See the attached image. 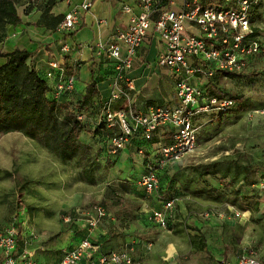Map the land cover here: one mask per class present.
Here are the masks:
<instances>
[{"label": "crops", "instance_id": "0c3cea01", "mask_svg": "<svg viewBox=\"0 0 264 264\" xmlns=\"http://www.w3.org/2000/svg\"><path fill=\"white\" fill-rule=\"evenodd\" d=\"M82 2L83 0H64L57 4L52 13L65 15ZM135 4V0H97L91 11H80L81 23L73 34H60V39L56 41L51 36L55 31L41 27L36 29L39 30L36 35L30 36V41L20 37L21 40L16 42L14 49L20 47L31 52L37 51L35 66L41 74L46 75L51 71L50 63L56 61L68 76H75L73 98L84 96L87 87L96 81L103 103L110 101L115 90L116 72L114 61L101 47L113 43L116 32L128 25L130 15L125 13L123 6L130 5L137 12ZM37 15H40L38 18L42 16L40 13ZM22 18L24 24L16 28L17 31H23L27 27L26 23L31 21L28 20V15H22ZM102 20L105 23H101ZM32 41L36 43L33 44ZM40 43L51 45V49H40ZM64 45L69 46L68 53L63 52ZM162 51L161 43L151 32L138 51L132 69L127 73L131 88L127 89V83L119 82L126 94L111 102L113 110L131 108L135 112H147L150 108H171L177 104L172 72L157 63ZM4 63L5 59H0V65ZM67 68L71 70V74ZM55 81L56 78L49 80V83L53 85ZM190 81L207 86L206 80L192 78ZM85 119L87 128L89 126L92 132L87 135V143L90 142L96 150H100L99 164L107 167L111 163V168L107 167V182L94 196V202H90L87 197L74 208L70 206L72 210L63 217L64 231L58 238L45 248L38 247L41 240L37 244L34 241L31 243L30 249L36 253L39 263H59L69 249L77 247L84 239H90L103 254L132 248L133 264H216L221 260L234 264L240 255L248 253L249 250L243 248L245 241H242L248 238L246 232L250 225H247V217L244 221L233 217L231 208L240 210L238 207L228 203L226 198L220 207L224 210L228 208L232 215L223 219V215L218 218L214 214H206L215 206L213 202L216 201V192L204 187L199 180L203 170L196 176L194 168L208 165L213 173L216 170L213 168L214 163L190 165L187 158L177 168H171L168 172L160 170V187L156 193L147 194L138 186V178L148 171L149 157L157 153L158 149L170 145L173 135L171 126L159 129L154 134L155 141L152 144L147 145L139 135L132 138L124 150L114 153L111 143L114 132L111 131L110 140L106 135L95 137L93 132L99 125V117ZM200 119L201 116L197 117L196 122ZM197 127L200 130L201 127ZM99 141L100 144H97ZM227 166L229 183H237L232 188L230 201L238 199L244 206L259 203L260 211L255 214L249 212V216L251 219L263 217L264 199L258 184L264 168L261 165L259 169L256 166L250 168L251 164L237 163L233 158L229 159ZM172 199L176 201L174 218L169 222L168 230L157 228L150 221L152 212L161 210ZM93 204L105 207L108 216L95 230L90 231L85 220L79 219L77 212L87 210ZM236 234L239 245L233 242ZM257 253L264 258V249L257 250ZM81 264H89L88 258H84Z\"/></svg>", "mask_w": 264, "mask_h": 264}, {"label": "built area", "instance_id": "2783aa9c", "mask_svg": "<svg viewBox=\"0 0 264 264\" xmlns=\"http://www.w3.org/2000/svg\"><path fill=\"white\" fill-rule=\"evenodd\" d=\"M97 0H83L79 7L68 11L56 31L69 36L78 30L80 11L89 12ZM262 0H135L133 11L130 5L123 10L130 15L126 28L119 29L113 43L102 46L114 61L116 72L115 90L110 101L104 102L100 124L115 134L112 137L113 152L124 150L131 139L140 134L151 141L154 134L165 126H171L174 141L158 150L148 164V171L138 180V186L147 194L156 193L160 187L159 172L180 163L197 148L199 128L194 118L211 113H227L236 101L230 97L220 99L211 95L204 85L192 83V78L208 80L218 72L240 74L264 60V26H255L253 17ZM101 23H105L104 20ZM259 29V31H256ZM153 32L163 48L158 65L168 68L174 78L177 104L171 108L155 107L147 112L113 110L111 102L118 100L126 91L119 82L130 80L127 73L144 41ZM63 52L70 48L64 45ZM48 80L56 78L52 85L55 98L71 93L76 87L75 76H68L66 70L56 61L50 63ZM259 190L264 199V173L259 180ZM175 199L167 201L161 210L153 211L151 223L162 230H168L174 218ZM240 221L247 212L231 208ZM85 220L90 231L95 230L108 216L101 204L77 212ZM24 243V242H23ZM18 240L16 224L0 227V264H41L36 253ZM132 248L103 254L90 239H84L77 247L69 249L57 264H81L88 258L89 264H133ZM216 264H232L226 260ZM234 264H264L255 250L240 255Z\"/></svg>", "mask_w": 264, "mask_h": 264}, {"label": "rangeland", "instance_id": "374dc122", "mask_svg": "<svg viewBox=\"0 0 264 264\" xmlns=\"http://www.w3.org/2000/svg\"><path fill=\"white\" fill-rule=\"evenodd\" d=\"M46 1H21L19 12L23 16L28 15V20L31 21L26 23L27 27L23 31L8 29L9 38L0 46V50L12 51L16 42L21 40L20 37L30 41V36L39 32L36 30L39 29L36 24L40 22V15L37 14L43 13L42 8ZM257 12H264V0L261 1ZM255 24L264 26V22ZM57 33L55 31L51 34L56 41L60 39V34ZM48 34L50 36V33ZM50 46L40 43V49L50 50ZM57 46L59 49L58 44ZM245 73L251 76L253 83L244 79H222L219 78V73L206 80L207 83H214L221 92L235 98L237 107L228 115L201 116V119L197 120V126L201 127L197 148L183 159L188 158L190 165L218 163L215 167L217 173L201 177L199 180L204 187L216 192V201L213 202L215 206L206 214H214L218 218L223 215V219L230 213L228 208L224 210L220 205L226 198L227 202H230L232 188L237 185L236 182L230 184L228 181L229 159H236V162L241 164L248 163L249 166L251 164L250 168H264V60L255 61L254 66L243 74ZM83 117L85 121L87 115ZM85 132L80 136L83 143L87 142V135L92 133L89 126ZM91 156L89 161L78 165L75 159H61L40 142L21 133L2 135L0 171H10L14 175L7 177L0 173V227L16 224L22 233L20 243L24 246L26 242L29 248L33 241L37 244L41 240L38 247L45 248L48 243L58 238L64 231L63 217L69 210L87 197L90 202H94V196L106 185L109 169L97 164L100 156L96 152L93 151ZM199 172L200 170L195 171L196 176ZM249 212L245 219L248 218L247 225H250V228L246 225L248 238L242 241H245L243 248L257 252L264 249V214L263 217L251 219ZM237 237L238 234L233 238V242L239 245Z\"/></svg>", "mask_w": 264, "mask_h": 264}, {"label": "trees", "instance_id": "16d2710c", "mask_svg": "<svg viewBox=\"0 0 264 264\" xmlns=\"http://www.w3.org/2000/svg\"><path fill=\"white\" fill-rule=\"evenodd\" d=\"M21 1L0 0V46H3L6 39L9 38L8 29H16L24 24L22 15L19 12ZM62 1L64 0L46 1L42 8L43 13L39 19L40 22L36 24L38 28L45 27L49 30L56 31L64 15H55L52 13V10ZM256 22H264V12H257L254 15L253 24L255 26ZM256 31H259V29ZM36 56L37 51L31 52L20 47H17L12 52L0 50V59H5V63L0 65V137L10 133H21L34 141L40 142L43 147L55 153L59 158L64 160L75 159L76 163L81 165L91 159L93 151L100 155V150H96L93 144L90 142L83 143L80 139L81 134L85 133L87 128L83 115L93 118L99 117V125L93 132L95 137L106 135L109 137V140L112 137L111 131L106 126L100 124L104 103L101 100L97 82L93 81L87 87L84 96L73 98L74 90L56 99L53 87L49 83L46 75L41 74L36 69ZM252 66L250 65V67ZM67 71L71 74L69 68H67ZM218 73L219 78L222 79H244L253 83L251 76L246 73L243 74L244 72L240 74L224 71ZM206 88L211 95L220 99L230 97L236 101L235 98L218 90L212 82L207 83ZM236 107L237 105L227 113L203 114L197 117L204 115H228ZM197 117L194 118L196 125ZM140 137L144 139L147 145L155 141L153 139L148 141L142 135ZM173 141L174 137L172 135L170 142L172 143ZM97 144H100V141ZM156 155L157 153L149 157L148 164ZM178 164L169 166L163 170L168 172L171 168H177ZM107 165L108 168H111V163ZM217 165L218 163H214V168ZM207 166L199 165L194 170H203L200 177L217 173V171L212 173ZM0 173H3L7 177L14 175L10 171L1 170ZM170 182H168V185H170ZM230 203L240 210L245 212L250 211L252 214L260 211L259 203H255L253 206L249 204H247L248 206H244V204L238 202V199H233ZM17 231L18 240L20 241L22 233L18 227Z\"/></svg>", "mask_w": 264, "mask_h": 264}]
</instances>
